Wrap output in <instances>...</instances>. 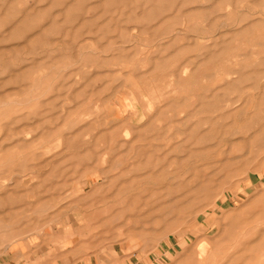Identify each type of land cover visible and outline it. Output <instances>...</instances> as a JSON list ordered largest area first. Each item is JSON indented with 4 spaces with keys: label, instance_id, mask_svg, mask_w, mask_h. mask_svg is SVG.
Wrapping results in <instances>:
<instances>
[{
    "label": "rangeland",
    "instance_id": "rangeland-1",
    "mask_svg": "<svg viewBox=\"0 0 264 264\" xmlns=\"http://www.w3.org/2000/svg\"><path fill=\"white\" fill-rule=\"evenodd\" d=\"M41 236L264 264V0H0V264Z\"/></svg>",
    "mask_w": 264,
    "mask_h": 264
},
{
    "label": "crops",
    "instance_id": "crops-1",
    "mask_svg": "<svg viewBox=\"0 0 264 264\" xmlns=\"http://www.w3.org/2000/svg\"><path fill=\"white\" fill-rule=\"evenodd\" d=\"M53 238V240H51ZM27 238L7 254L4 264H157L129 250L89 248L85 241L58 240L51 236Z\"/></svg>",
    "mask_w": 264,
    "mask_h": 264
}]
</instances>
